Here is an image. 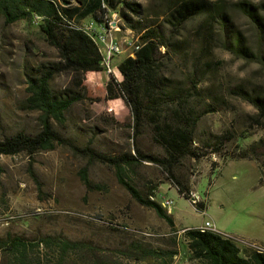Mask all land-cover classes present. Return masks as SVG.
Instances as JSON below:
<instances>
[{
	"label": "rangeland",
	"instance_id": "1",
	"mask_svg": "<svg viewBox=\"0 0 264 264\" xmlns=\"http://www.w3.org/2000/svg\"><path fill=\"white\" fill-rule=\"evenodd\" d=\"M133 1L141 6L143 17L157 20L171 0ZM229 1L238 0H220ZM198 21L189 22L187 32ZM236 21L247 29L245 19L236 16ZM117 22L122 28L119 15ZM125 35L122 31L117 37ZM125 56H116L112 67ZM214 59L220 63L219 70L206 85L222 88L224 105L222 111L208 115L206 122L213 132L230 135L228 145L219 153L223 157L204 150L199 151L200 158L184 161L178 173L189 181V199L177 192L160 165L140 162L124 173L125 181L141 196L153 195L150 198L160 204L172 201L164 209L176 219L174 230L153 209L131 197L112 167L81 151L89 143L112 156L132 148L129 107L120 98H105L102 87L108 77L104 73L88 76L84 81L89 88L87 97L69 109L63 125H56L75 148L57 145L33 155H0V236L26 234L34 243L31 254L40 264H56L60 258L54 245L36 247L46 232L61 233L77 243L65 254L63 264H195L184 232L206 221L237 244L241 245V240L264 248V166L251 159L230 158L264 138V120L256 123L257 110L227 90L228 84L245 80L264 91V67L221 50L214 52ZM53 61H57V54L35 25L24 20L7 25L0 18V134L12 125H36L38 113L24 105L27 70ZM71 82L70 74H60L51 86L61 91ZM97 85L103 86L94 88ZM83 172L87 184L82 180ZM196 204H203L204 210ZM240 245L242 256L253 251L251 246ZM114 248L123 254L109 250ZM150 251L159 254L148 257ZM171 251L176 253L173 258L164 255ZM4 261L0 252V264Z\"/></svg>",
	"mask_w": 264,
	"mask_h": 264
},
{
	"label": "trees",
	"instance_id": "2",
	"mask_svg": "<svg viewBox=\"0 0 264 264\" xmlns=\"http://www.w3.org/2000/svg\"><path fill=\"white\" fill-rule=\"evenodd\" d=\"M109 12L119 15L123 28L138 35L142 46L133 57L117 65L115 75L109 76L104 86L94 88L103 86L107 100L120 98L129 107L132 148L112 156L89 143L81 151L112 167L131 197L153 209L174 230L172 216L150 198L153 195L143 197L127 183L125 170L140 162L160 165L177 192L190 198L189 181L178 173L184 161L200 158L204 150L219 154L230 140V135L213 132L206 122L208 115L222 111L224 105L222 88L206 85L220 66L214 52L225 51L264 67V0H171L157 20L143 17L141 6L133 0H0V18L5 24L24 20L35 25L57 54V61L28 67L24 105L28 111L38 113L37 123L34 127L26 123L12 125L11 130L1 133L0 155H33L51 151L57 145L75 148L56 125H63L69 109L87 97L84 81L88 76L104 75L97 46L79 27L85 21L99 24ZM236 16L245 19L246 30ZM34 17L40 20L34 23ZM195 19L199 20L197 25L187 32V24ZM60 74H70L72 82L68 89L54 91L51 83ZM227 90L257 110L256 123L264 120L262 89L238 80L228 84ZM230 158L251 159L263 167L264 138ZM81 177L87 184L84 172ZM196 205L201 211L205 208L203 204ZM184 238L195 264H264L263 253L251 251L242 256L232 239L211 231L188 229ZM71 242L61 233L46 232L36 247L56 246L60 250L56 264H63L68 250L77 247L76 242ZM33 246L26 234L10 232L0 236V252L5 259L2 264H40L31 254ZM109 250L123 254L120 248ZM154 254L159 253L150 251L147 256ZM175 254L164 252L170 258Z\"/></svg>",
	"mask_w": 264,
	"mask_h": 264
},
{
	"label": "built area",
	"instance_id": "3",
	"mask_svg": "<svg viewBox=\"0 0 264 264\" xmlns=\"http://www.w3.org/2000/svg\"><path fill=\"white\" fill-rule=\"evenodd\" d=\"M40 20L39 17H34L33 22L37 23ZM118 14L116 12H109L103 19L101 23L85 21L79 29L87 34L93 43L97 46L98 51L102 56V66L104 68V73L107 77L115 75V67H112L111 61L115 56L120 54H126V57H133L134 53L140 49L142 44L139 41L138 35H136L131 30L120 28L118 25ZM126 33L125 36L120 38L117 37L118 33ZM194 197V196H193ZM193 204L195 198L192 199ZM172 201L166 200L162 203V207L167 209L171 206ZM200 231H211L226 238L231 239L227 235H224L217 231L213 224L206 221L202 226L198 228ZM240 244L237 245H247L253 247V251L264 254V248L260 245L248 244L247 241L239 240Z\"/></svg>",
	"mask_w": 264,
	"mask_h": 264
},
{
	"label": "crops",
	"instance_id": "4",
	"mask_svg": "<svg viewBox=\"0 0 264 264\" xmlns=\"http://www.w3.org/2000/svg\"><path fill=\"white\" fill-rule=\"evenodd\" d=\"M115 57H116V56H115ZM115 57H114V58H115ZM124 58H125V57H124ZM171 215H172L173 219H175V217L173 216V214H171ZM175 220H176V219H175ZM183 228L185 229V228H189V227H183ZM195 228H199V226H198V227H195Z\"/></svg>",
	"mask_w": 264,
	"mask_h": 264
},
{
	"label": "bare ground",
	"instance_id": "5",
	"mask_svg": "<svg viewBox=\"0 0 264 264\" xmlns=\"http://www.w3.org/2000/svg\"><path fill=\"white\" fill-rule=\"evenodd\" d=\"M129 57V56H128ZM125 58H127L126 56H125ZM120 64V63H119ZM118 65V64H117Z\"/></svg>",
	"mask_w": 264,
	"mask_h": 264
}]
</instances>
